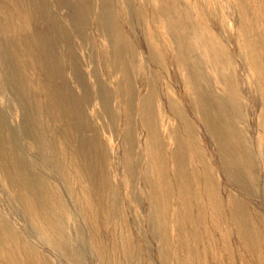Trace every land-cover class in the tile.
<instances>
[{
    "label": "rangeland",
    "instance_id": "1",
    "mask_svg": "<svg viewBox=\"0 0 264 264\" xmlns=\"http://www.w3.org/2000/svg\"><path fill=\"white\" fill-rule=\"evenodd\" d=\"M196 189L217 212L180 206ZM231 219L264 241V0H0V239L41 264H102L90 231L112 264H161L157 240L182 264L195 222L222 264H254Z\"/></svg>",
    "mask_w": 264,
    "mask_h": 264
},
{
    "label": "bare ground",
    "instance_id": "2",
    "mask_svg": "<svg viewBox=\"0 0 264 264\" xmlns=\"http://www.w3.org/2000/svg\"><path fill=\"white\" fill-rule=\"evenodd\" d=\"M236 50V49H235ZM245 50V49H244ZM242 55V54H240ZM244 56V55H243ZM242 57V56H241ZM209 128H211V130H213L216 135L218 134L219 137H222V140H220L219 138L218 140V144L222 145V148L224 149L225 155L227 157V161L225 159H223L222 157H220L221 155H218V150H217V146L218 144L215 145V150H214V154H215V164L218 168V172H219V177L220 179H222L223 182H225L226 184H234L233 179H235L236 174L235 171H237L234 167L231 166L230 163V158H229V153L227 154V149H226V144L223 143V141L227 142L228 137L224 136L223 137V133H220V130L217 129V127L214 124H208ZM208 126H206L208 128ZM205 128V127H204ZM206 128V129H207ZM206 129H204L206 131ZM148 132V131H147ZM162 138V137H161ZM163 139V138H162ZM141 140L143 141V143H145V146H147V152H151L152 150V143L149 139H144L142 134H141ZM165 142V141H164ZM163 142V143H164ZM157 144V143H156ZM144 146V144H143ZM144 146V147H145ZM159 147V146H158ZM220 148V147H219ZM145 149V148H144ZM155 151V155H156ZM223 152V151H222ZM151 154V153H150ZM150 154L148 155L149 157H153L152 155L150 156ZM154 154V153H153ZM220 154V153H219ZM148 157V158H149ZM158 157V155H157ZM147 158V159H148ZM225 158V157H224ZM251 159V158H249ZM158 160V158H157ZM227 163H226V162ZM223 162H225V164H222ZM232 162V161H231ZM231 166V168H230ZM230 168V169H229ZM216 169V168H215ZM174 175V174H173ZM198 175V174H197ZM159 179V178H158ZM101 181V180H100ZM161 182V181H160ZM12 183V182H11ZM16 183V182H15ZM162 183V182H161ZM10 184V182H9ZM164 184V183H163ZM8 185V184H7ZM13 185H10V187ZM15 186V185H14ZM106 186V185H105ZM201 186V185H200ZM4 187V186H3ZM230 187V186H229ZM180 188V187H179ZM9 189V188H8ZM187 190V189H186ZM204 193L202 190H198L196 189L195 193H189L188 191H183L179 194V197H181L180 199V206L181 207H185L188 208L189 206H195L197 209V213H198V217L199 219H203L207 216V213H209L211 215V213H215L216 211V207L214 206V204L212 203V201L210 199H208V196H204ZM83 194V193H82ZM214 195V194H213ZM76 197V196H75ZM29 200H31V198L28 197ZM26 200V199H25ZM24 200V201H25ZM26 202V201H25ZM34 202V201H33ZM221 202V201H220ZM30 203V202H27ZM31 204V203H30ZM29 204V205H30ZM150 206V205H149ZM220 206V205H219ZM154 207V206H153ZM157 209H161V207H158L156 205ZM29 209V208H28ZM31 209L34 210V208L30 207V212L28 211L29 214V224H30V228L35 229V228H39L41 234L46 238V240L52 245V247L54 248V246H58L59 248L62 247L63 249V242L64 239L63 237H57L56 236L54 238H52L51 236H48L46 234V232L43 230H41V222L39 220V217H36L35 214L31 211ZM165 209V208H164ZM243 209V208H242ZM36 210V209H35ZM34 210V212H35ZM120 210V209H119ZM167 210V209H166ZM190 211V210H189ZM220 212V211H219ZM218 212V213H219ZM244 213V212H242ZM31 214V215H30ZM37 214V213H36ZM176 214V213H175ZM221 215V217H223V211L221 213H219ZM15 216V215H14ZM169 216V215H168ZM175 217V216H174ZM179 217V216H178ZM213 218V216H211ZM14 218V217H13ZM15 218L17 220H20V218L18 216H15ZM168 218V217H167ZM170 219V218H169ZM186 220V219H183ZM251 220V219H250ZM15 221V220H14ZM13 221V222H14ZM170 221V220H169ZM187 221V220H186ZM214 221V220H213ZM24 221H22L21 223L23 224ZM171 222V221H170ZM182 222V221H180ZM219 222V221H218ZM232 222V227L234 229L235 232V238L238 240V246L240 248V252L242 257L245 259V261H247V259L249 258L251 262H253L254 264H264V241L262 240V236H260V234H254L252 237H249L247 235V232L249 228V226L246 228H244L243 226L239 227L237 225H234L233 222L234 220L231 219ZM249 222V221H248ZM15 223V222H14ZM17 223V221H16ZM43 223V221H42ZM197 223V222H196ZM214 226H218L217 222L214 221ZM41 224V225H40ZM181 224V223H180ZM193 225L188 229L182 232V234H179V240L181 243V255L182 256V264H222L217 257L216 254H214L213 252H217L218 249V243L216 240L213 239V241H211V248L212 250L210 252L207 249H203L201 246V241H203L204 238V229H199V227H197V225L195 224V222L192 223ZM236 224V223H235ZM177 225V224H176ZM179 225V224H178ZM183 223L180 225V229L182 230L183 228ZM21 226V225H19ZM44 227V224L42 225ZM23 226H21L22 228ZM45 228V227H44ZM58 227H56L57 229ZM6 233L8 236L4 235V238L0 239V264H7V262H10V264H41L42 261V257L40 255H37V253L33 250H31L30 248L24 246L22 244V241L20 240L19 237H17L16 232L13 230H10V228L8 227H4ZM26 229V228H25ZM48 229V227H47ZM54 229V228H53ZM55 229V230H56ZM170 229V228H169ZM168 229V230H169ZM177 229V228H176ZM16 230V229H15ZM24 230V229H23ZM59 230V229H58ZM164 230V228H163ZM173 230V229H172ZM171 230V231H172ZM179 230V229H178ZM221 230V229H219ZM51 231V230H50ZM57 231V230H56ZM166 231V230H165ZM170 231V230H169ZM170 231V232H171ZM215 231V230H214ZM58 232V231H57ZM161 232V231H160ZM166 233V232H165ZM164 233V234H165ZM222 236L224 239L227 237V235H229V232L227 233L226 230L222 231ZM224 233V235H223ZM61 234V233H60ZM90 238L92 240L91 243H93L92 245L94 246L95 250L98 252L99 257L101 258V260L103 261L102 264H112L113 261L111 260H107L110 259L109 255H105L107 254L108 251H106V248L103 246L102 243L98 242V240L96 239L95 235L93 232L90 231ZM156 236V235H155ZM165 237V236H164ZM89 238V240H90ZM168 238V237H167ZM166 238V239H167ZM169 239V238H168ZM227 239V238H226ZM104 240V239H103ZM222 240V239H221ZM225 240V239H224ZM168 241V240H167ZM182 241V242H181ZM9 242H14L13 245L9 246L8 243ZM155 247H156V251L157 252V257L158 259L161 261V264H167L169 261V259L171 260V258H169L170 252L174 250H170L168 251V249H162L160 248V246L157 245V240H153ZM170 243V241H169ZM178 243V242H177ZM207 244V243H206ZM205 244V245H206ZM119 245V244H118ZM161 245V244H160ZM39 246V245H38ZM232 246V245H231ZM46 247V246H45ZM47 248V247H46ZM234 248V247H233ZM50 249L52 250V248L50 247ZM210 249V248H208ZM54 251V250H52ZM67 254L70 255L69 251L67 249L64 250ZM237 251V250H236ZM235 251V252H236ZM172 252V253H173ZM96 253V252H95ZM171 253V256H173ZM213 253V254H212ZM237 253V252H236ZM175 254V253H173ZM5 255L7 256V258L5 257ZM61 256V255H60ZM210 256H212V259H210ZM53 257V256H52ZM51 257V258H52ZM57 257V256H56ZM169 259H168V258ZM241 257V256H240ZM238 256V258H240ZM99 258V259H100ZM167 258V259H166ZM64 259V258H63ZM174 260V258H172ZM65 260V259H64ZM158 261V260H157ZM91 262V261H90ZM174 261H172L173 263ZM170 263V262H169ZM176 263V262H175ZM174 263V264H175ZM69 264V262H68Z\"/></svg>",
    "mask_w": 264,
    "mask_h": 264
}]
</instances>
